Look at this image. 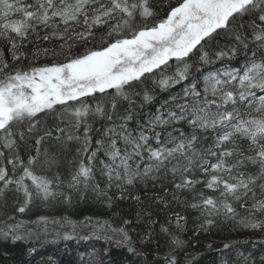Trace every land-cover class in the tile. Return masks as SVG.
Returning <instances> with one entry per match:
<instances>
[{
  "label": "snow or ice",
  "instance_id": "6c2138e0",
  "mask_svg": "<svg viewBox=\"0 0 264 264\" xmlns=\"http://www.w3.org/2000/svg\"><path fill=\"white\" fill-rule=\"evenodd\" d=\"M157 17L151 0H0V200L6 204V194L17 193L15 211L23 214L36 199L62 197L71 203V192L83 199L90 187L107 195L94 183L99 172L107 189L115 187L121 198L130 188L163 187L167 181L171 200L198 211L205 230L213 225L212 217L235 219L236 205L248 209L252 201L251 211L238 222L246 229H264V219L255 216L264 215V0H178ZM217 37H226L228 44L212 48ZM54 40L61 43L41 46ZM97 40L98 48L73 53L77 44ZM242 50L251 52L243 64L202 74V91L192 84L184 90V103L157 109L131 127L133 96L141 95L134 90L151 74L159 72L154 83L167 89L187 80L193 70L231 60ZM42 56L63 60L37 66ZM173 60L174 75H165ZM142 100L151 102L152 96L144 91ZM125 101L129 107L119 114ZM97 120L111 123L96 128ZM204 133L212 134L210 144H204ZM49 141L80 145L66 181L69 194L60 191L65 181L59 175L43 174L57 163L45 148ZM29 149L35 155L25 162L21 151ZM134 199L141 201L138 195ZM157 199L169 206L165 198ZM174 216L160 225L171 241L165 264H178L175 252L185 244L171 225L183 231L186 217ZM144 217L148 228L140 243L152 239L156 224L148 208L137 213V220ZM47 222L46 217L38 220ZM67 223L75 229V223ZM81 223L90 225L97 238L111 232L106 239L140 255L126 227L92 224L90 217ZM132 223L123 220L125 226ZM21 228V223H5L0 240L15 243L33 235L21 234ZM260 260L264 264V256ZM244 261L254 264L250 256Z\"/></svg>",
  "mask_w": 264,
  "mask_h": 264
},
{
  "label": "trees",
  "instance_id": "16d2710c",
  "mask_svg": "<svg viewBox=\"0 0 264 264\" xmlns=\"http://www.w3.org/2000/svg\"><path fill=\"white\" fill-rule=\"evenodd\" d=\"M151 2L158 13L157 18H160L169 10V5H176L178 0H151ZM61 27L63 26L61 25ZM59 43L61 42L55 40L50 43L41 42V46L51 48ZM227 44L226 37H217L212 48L225 47ZM3 47V43L0 42V51L3 50ZM28 47L32 48L33 45L29 44ZM98 47V40L88 44H77L73 48V53L82 54L86 49ZM246 55L251 56V52L246 53L242 50L237 57L231 60L225 58L212 65L204 66L201 71L193 70L187 80L176 83L167 89H161L158 84L154 83L155 80L160 79L159 72L151 74V78L145 79L144 83L139 84L134 90L141 95L133 96L136 103L131 107V114L135 119L130 122L131 127L134 128L137 121L147 120L157 112V109L168 106L174 108L176 103H184V90L190 88L192 84L196 85L197 90H203L202 74L217 69L238 67L243 64ZM53 60L62 61L63 56L47 58L42 56L34 63L41 66L50 64ZM169 64L171 67H168L164 74L174 75L177 64L174 60ZM144 91L152 96L151 102L146 103L142 100ZM86 99L94 106L95 101L92 98ZM187 101L191 102L192 97H187ZM128 107L126 101L122 102L118 113H124ZM117 122L119 121L117 120ZM48 123H52V121L49 119ZM102 123L111 122L97 120L94 127L99 128ZM183 127L185 131H189L187 125H183ZM203 135L206 137L204 144H210L212 134L204 133ZM96 138L97 135L94 133L93 139ZM45 148L56 157L57 163L50 171H44L43 174L49 177L59 175L65 181L60 191L69 194L71 190L68 189L66 181L70 179L76 161L79 159L77 152L80 145L76 141H70L60 146L55 141H49L45 144ZM29 154L35 155L30 149L21 151L25 162ZM99 156L104 158L102 153ZM36 170L40 172L41 166H38ZM94 183H98L101 190H106L107 195H100L90 187L84 193L83 199L78 193L71 192V203L64 202L62 197H57L49 202L36 199L30 205L29 210L23 214L15 211L18 206L16 201L18 194L8 192L6 204L5 200H0V228H3L5 223H21L20 233L27 235L31 232L33 235L15 243L11 240H0V264H165L164 257L169 253L171 241L169 236L160 232V225L165 224L169 219L174 221V214L177 212L186 217L183 231H177L174 223L171 225L173 235L185 242L184 247L175 252L178 264H188V261H191L192 264H245L244 257L249 256L254 264H262L260 257L264 256V229L259 231L246 229L238 222L251 211L252 201H249L248 209L236 205L238 215L235 219H227L223 215L212 217L213 225L208 226L205 230L200 227L202 217L198 211L171 200V194L167 192L171 185L167 181L163 187L159 183L156 187H152L149 183L147 187L139 185L130 188L124 193L125 198L120 197V193L115 187L107 189L106 179L99 172L96 174ZM137 195L141 198L139 203L134 199ZM109 197L112 198L111 207H108ZM158 197L170 201L169 206L164 208L158 202ZM184 198L185 196L181 195V199ZM144 208L151 211L152 219L156 221V224L152 225V239L149 242L140 243L139 237L143 236L148 225L147 217L137 220V213ZM9 216H13L14 219L9 220ZM255 216L258 219H264V215L260 213H255ZM40 217H46L48 222L46 224L38 223ZM86 217L91 218L92 224L97 221L101 223L107 221L113 228L126 227L140 255L130 254L126 248L117 247L114 240L106 239L105 236L111 235V232L100 233V238L93 236V228L81 223L85 221ZM125 219H130L133 223L125 226L123 225ZM68 220L75 223V229L67 223ZM35 233H39V237ZM65 234H70L74 238L65 240L63 239ZM83 237L88 238L84 239ZM225 244H228L229 247L225 248ZM32 249L34 251H30Z\"/></svg>",
  "mask_w": 264,
  "mask_h": 264
}]
</instances>
